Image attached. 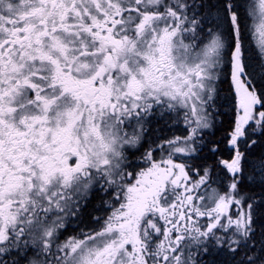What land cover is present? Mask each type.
Returning <instances> with one entry per match:
<instances>
[{
	"label": "snow or ice",
	"instance_id": "obj_1",
	"mask_svg": "<svg viewBox=\"0 0 264 264\" xmlns=\"http://www.w3.org/2000/svg\"><path fill=\"white\" fill-rule=\"evenodd\" d=\"M0 264H264V0H0Z\"/></svg>",
	"mask_w": 264,
	"mask_h": 264
}]
</instances>
